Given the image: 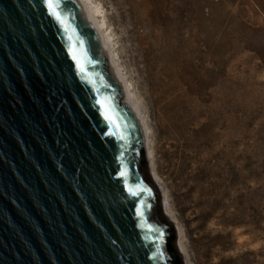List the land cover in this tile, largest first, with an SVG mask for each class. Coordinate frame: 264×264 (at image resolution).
I'll return each mask as SVG.
<instances>
[{
	"label": "water",
	"instance_id": "water-1",
	"mask_svg": "<svg viewBox=\"0 0 264 264\" xmlns=\"http://www.w3.org/2000/svg\"><path fill=\"white\" fill-rule=\"evenodd\" d=\"M54 4L0 0V264H184L100 38Z\"/></svg>",
	"mask_w": 264,
	"mask_h": 264
},
{
	"label": "rangeland",
	"instance_id": "rangeland-1",
	"mask_svg": "<svg viewBox=\"0 0 264 264\" xmlns=\"http://www.w3.org/2000/svg\"><path fill=\"white\" fill-rule=\"evenodd\" d=\"M97 1L151 127L183 263L264 264V0ZM232 170L246 185L228 188ZM201 171L216 206L204 226L184 185Z\"/></svg>",
	"mask_w": 264,
	"mask_h": 264
},
{
	"label": "bare ground",
	"instance_id": "bare-ground-1",
	"mask_svg": "<svg viewBox=\"0 0 264 264\" xmlns=\"http://www.w3.org/2000/svg\"><path fill=\"white\" fill-rule=\"evenodd\" d=\"M81 10L82 14L95 30L97 35L100 38L101 46L106 54L107 62L111 72L117 78L123 94V99L125 104L130 106L139 122L144 135V143H145V154L147 167L150 171V178L155 186L159 181V176L155 169L154 163V145H153V137L151 132V127L148 123V120L145 117L141 107L138 104L137 99L135 98V94L132 88V84L130 80L127 78V74L123 69L122 64L120 63V58L117 54L114 35L110 30V26L107 22V16L104 10V7L97 0H76ZM159 185V184H158ZM166 196V195H165ZM166 216L171 220L172 224L178 225L177 218L173 216L170 208H165ZM177 228V250L178 254L182 257L187 255L186 245H185V237L182 228L178 225Z\"/></svg>",
	"mask_w": 264,
	"mask_h": 264
},
{
	"label": "trees",
	"instance_id": "trees-1",
	"mask_svg": "<svg viewBox=\"0 0 264 264\" xmlns=\"http://www.w3.org/2000/svg\"><path fill=\"white\" fill-rule=\"evenodd\" d=\"M182 172V171H181ZM231 180H229L228 183V188H234L235 186L239 185H246L244 184V180L240 179V177L235 174L234 170L231 171ZM209 175L206 174L205 172H200L195 175H191L185 180V184L187 183H192L193 186L189 188L188 190V196L191 197L195 193L198 194V202L197 204L194 205V208L196 210L200 211L199 217H196V221H199V223L204 226L207 224L211 218V215L216 209V206H214L215 201L211 200L212 198V192L211 187L212 184L209 181ZM242 180V181H241ZM206 186L207 188H204ZM248 195H240V198H248V196H252V193H247ZM247 196V197H246ZM218 203V202H217ZM204 224V225H203ZM242 258V257H241ZM236 259H230V261L235 262ZM224 260L219 261L218 264H222Z\"/></svg>",
	"mask_w": 264,
	"mask_h": 264
},
{
	"label": "snow or ice",
	"instance_id": "snow-or-ice-1",
	"mask_svg": "<svg viewBox=\"0 0 264 264\" xmlns=\"http://www.w3.org/2000/svg\"><path fill=\"white\" fill-rule=\"evenodd\" d=\"M47 7L51 10V14L54 16V18L61 24H64L65 21L61 17L60 13L56 11L57 4H54V0H45ZM72 58L77 61L78 64H80L81 71H83V65L81 64L80 60L78 59L75 50H72ZM104 119L105 120H111V116L108 114L107 110L104 113ZM133 195H137V193H132ZM143 214V213H141Z\"/></svg>",
	"mask_w": 264,
	"mask_h": 264
}]
</instances>
